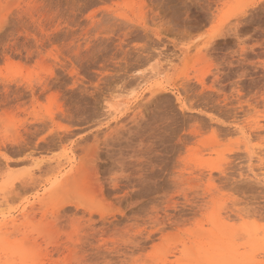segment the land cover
<instances>
[{
	"label": "rangeland",
	"instance_id": "374dc122",
	"mask_svg": "<svg viewBox=\"0 0 264 264\" xmlns=\"http://www.w3.org/2000/svg\"><path fill=\"white\" fill-rule=\"evenodd\" d=\"M0 264H264V0H0Z\"/></svg>",
	"mask_w": 264,
	"mask_h": 264
}]
</instances>
